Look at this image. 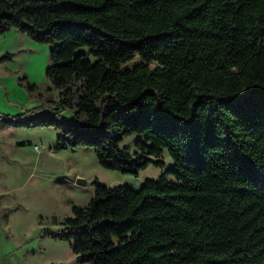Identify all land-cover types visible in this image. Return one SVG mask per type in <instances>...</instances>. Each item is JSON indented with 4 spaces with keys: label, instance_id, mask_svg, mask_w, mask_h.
I'll use <instances>...</instances> for the list:
<instances>
[{
    "label": "trees",
    "instance_id": "obj_1",
    "mask_svg": "<svg viewBox=\"0 0 264 264\" xmlns=\"http://www.w3.org/2000/svg\"><path fill=\"white\" fill-rule=\"evenodd\" d=\"M13 29L51 46L57 95L0 128H52L107 170L164 169L71 206L58 237L78 263L264 264V0H0V37Z\"/></svg>",
    "mask_w": 264,
    "mask_h": 264
},
{
    "label": "rangeland",
    "instance_id": "obj_2",
    "mask_svg": "<svg viewBox=\"0 0 264 264\" xmlns=\"http://www.w3.org/2000/svg\"><path fill=\"white\" fill-rule=\"evenodd\" d=\"M50 48L14 29L0 37V56L12 55L0 63L1 115L12 118L56 97L57 92L45 91ZM139 62L135 57L123 67ZM21 77L35 84L37 91L22 86ZM56 137L55 131L46 127L0 128V264H80L70 243L58 237L65 230L63 221L72 216L71 206L89 202L94 182L139 188L164 170L152 164L137 175L107 170L90 149H56ZM123 145L140 154L133 137ZM161 159L165 168L172 165L167 152Z\"/></svg>",
    "mask_w": 264,
    "mask_h": 264
},
{
    "label": "water",
    "instance_id": "obj_3",
    "mask_svg": "<svg viewBox=\"0 0 264 264\" xmlns=\"http://www.w3.org/2000/svg\"><path fill=\"white\" fill-rule=\"evenodd\" d=\"M77 184H84L82 180H77Z\"/></svg>",
    "mask_w": 264,
    "mask_h": 264
}]
</instances>
